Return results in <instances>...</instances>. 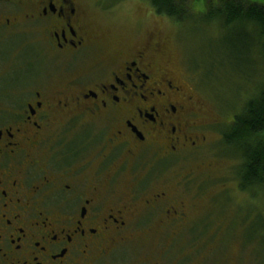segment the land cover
<instances>
[{
	"label": "flooded vegetation",
	"instance_id": "af4514ba",
	"mask_svg": "<svg viewBox=\"0 0 264 264\" xmlns=\"http://www.w3.org/2000/svg\"><path fill=\"white\" fill-rule=\"evenodd\" d=\"M102 3L0 0V264H204L221 231L225 192L195 173L217 119L156 33L94 32Z\"/></svg>",
	"mask_w": 264,
	"mask_h": 264
},
{
	"label": "rangeland",
	"instance_id": "374dc122",
	"mask_svg": "<svg viewBox=\"0 0 264 264\" xmlns=\"http://www.w3.org/2000/svg\"><path fill=\"white\" fill-rule=\"evenodd\" d=\"M214 1L188 0L192 14L182 23L158 14L144 0H103V6H109V10L93 7L89 17L97 35L123 42L133 43L149 32L156 33L164 43L163 60L191 76L202 102V113L218 121L217 132L210 134V145L201 157L212 165L208 170L197 168L195 173L211 175L204 188L222 189L230 196L223 194L221 207L216 211V224L221 231L215 241L212 236L213 239L203 242L202 255L193 252V261L196 263L203 256L204 264H264V187L248 190L240 186L237 176L241 151L238 146L227 145L224 138V130L236 113L264 85V59L259 48L253 49L251 44L237 39L238 34L251 35L250 29L228 30L220 19L208 15V5ZM194 161L184 162L175 172L196 166ZM200 205L205 213L211 210L203 208L204 203ZM243 210H253V215L259 213L253 226L245 228L239 217ZM184 251L180 237L171 246L169 257L180 258V263Z\"/></svg>",
	"mask_w": 264,
	"mask_h": 264
},
{
	"label": "trees",
	"instance_id": "16d2710c",
	"mask_svg": "<svg viewBox=\"0 0 264 264\" xmlns=\"http://www.w3.org/2000/svg\"><path fill=\"white\" fill-rule=\"evenodd\" d=\"M149 1L158 14L180 23L188 21L192 14L188 0ZM207 12L228 30L250 29L251 35L238 34L237 39L251 44L253 49L259 48L264 59V0H215ZM224 138L227 145L238 146L241 151L237 176L240 186L248 190L264 187V85L236 113L224 130Z\"/></svg>",
	"mask_w": 264,
	"mask_h": 264
}]
</instances>
